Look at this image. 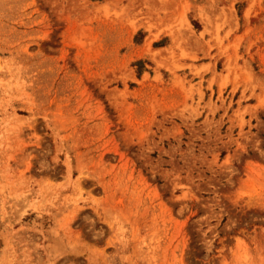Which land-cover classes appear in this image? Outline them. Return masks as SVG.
Here are the masks:
<instances>
[{
	"label": "rangeland",
	"instance_id": "obj_1",
	"mask_svg": "<svg viewBox=\"0 0 264 264\" xmlns=\"http://www.w3.org/2000/svg\"><path fill=\"white\" fill-rule=\"evenodd\" d=\"M0 264H264V0H0Z\"/></svg>",
	"mask_w": 264,
	"mask_h": 264
}]
</instances>
